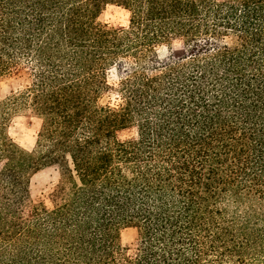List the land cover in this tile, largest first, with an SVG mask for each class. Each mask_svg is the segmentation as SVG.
Here are the masks:
<instances>
[{"label":"trees","instance_id":"obj_1","mask_svg":"<svg viewBox=\"0 0 264 264\" xmlns=\"http://www.w3.org/2000/svg\"><path fill=\"white\" fill-rule=\"evenodd\" d=\"M9 77L24 88L0 100V264L264 262V0H0ZM25 109L30 151L8 133ZM46 169L50 206L30 195Z\"/></svg>","mask_w":264,"mask_h":264},{"label":"rangeland","instance_id":"obj_2","mask_svg":"<svg viewBox=\"0 0 264 264\" xmlns=\"http://www.w3.org/2000/svg\"><path fill=\"white\" fill-rule=\"evenodd\" d=\"M103 22L113 28H126L128 25V13L115 5H108L105 8ZM182 52L178 41L163 44L157 48V53L160 58L168 57L170 54H180ZM107 81L112 87H116L118 77L114 70L107 73ZM24 81L15 77H9L0 81V100L11 97L23 90ZM105 102L115 104L118 102L117 94L111 92L106 94ZM40 120L33 114L30 109L21 110L13 116L10 127L8 129L9 136L21 148L30 151L35 145ZM134 135V131L128 132L125 136ZM57 173L53 169H46L36 176L31 181V201L34 204L43 202L46 206H50L49 194L54 185L57 183ZM137 232L134 228H122L119 232V244L122 248L133 249L136 244ZM261 264H264L261 263Z\"/></svg>","mask_w":264,"mask_h":264}]
</instances>
